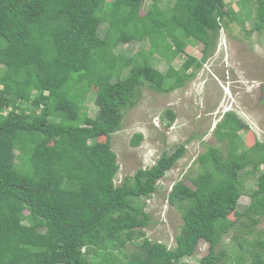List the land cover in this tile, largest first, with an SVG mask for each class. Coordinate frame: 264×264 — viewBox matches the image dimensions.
<instances>
[{
    "label": "trees",
    "instance_id": "16d2710c",
    "mask_svg": "<svg viewBox=\"0 0 264 264\" xmlns=\"http://www.w3.org/2000/svg\"><path fill=\"white\" fill-rule=\"evenodd\" d=\"M164 1L152 0L142 13L145 0H0V264H117L114 251L140 237V250L123 256L126 264H187L183 259L200 241L208 248L196 264H264V230L237 241V249L230 246L234 261L217 249L232 229L251 233L259 218L248 213L264 211L260 172L245 210L229 218L245 192L241 172L264 164V141L242 142L239 130L248 126L235 111L225 112L214 129L227 141L226 154L208 146L197 156L193 186L177 181L169 192L182 219L174 246L145 236L151 217L143 199L185 145L115 182L111 137L141 88L183 87L230 22L246 35L264 29V0H236L238 13L226 0ZM132 40H147L149 47L130 55L115 51ZM196 43L200 59L186 50ZM154 54L169 62L165 72L150 62ZM181 54L185 59L174 68L171 59ZM89 94L96 117L88 113ZM166 114L174 117L170 109ZM142 138L134 134L130 145Z\"/></svg>",
    "mask_w": 264,
    "mask_h": 264
},
{
    "label": "rangeland",
    "instance_id": "374dc122",
    "mask_svg": "<svg viewBox=\"0 0 264 264\" xmlns=\"http://www.w3.org/2000/svg\"><path fill=\"white\" fill-rule=\"evenodd\" d=\"M151 1L145 0L142 13ZM235 1L226 0L238 13L241 10ZM160 3L162 6L167 4L164 0H160ZM254 18L255 13L252 11L251 19L244 23L246 30H250ZM99 34H104V25L100 27ZM151 35L152 31L148 33V36ZM148 43L147 40L120 42L115 51L136 54L140 50H146ZM186 50L200 59L199 44L187 46ZM184 59L185 56L181 54L171 59L170 64L178 68ZM150 62L162 72L169 66V62L157 54L151 56ZM136 101V105L126 111L121 129L111 137L112 149L116 152L119 164L115 182L120 184L124 177L132 176L138 168L151 166L163 151L171 152L176 145H185L184 155L158 180L155 192L143 199L145 210L151 217L150 224L142 229L145 236L151 241L163 242L172 247L182 219L179 209L169 203V192L177 181L193 186L190 179L199 170L197 156L208 146L220 147L222 154H226L227 141L220 140L214 130L226 110L235 111L247 124V129L239 130L245 145L250 146L255 140L264 141V29L253 30L246 35L237 22H230L220 29L210 56L183 87L168 93H158L145 86L139 91ZM19 103L21 106L26 105ZM86 106L89 115L96 117L93 94L88 95ZM167 109L173 112L172 119L166 114ZM136 133H141L143 138L138 146H132L130 140ZM236 140L238 143V139ZM260 172H264V164L259 165L256 170L247 166L241 172L240 180L245 192L238 200L237 209L230 213L231 220L237 218L249 204L248 192L255 187L256 176ZM248 216L259 218L251 233L243 232L242 226L241 229H232L223 234L222 242L217 246L218 250L230 253L229 258L224 255L227 260H235L230 252L231 245L237 249V241L249 240L264 230V211L249 212ZM250 217H243L242 220L248 224ZM141 240L140 237L128 242L119 254L114 251L117 264H126L123 256L139 251ZM207 248V243L200 241L194 255L183 261L196 264L207 252ZM109 262L116 264L112 260Z\"/></svg>",
    "mask_w": 264,
    "mask_h": 264
},
{
    "label": "clouds",
    "instance_id": "9594fccd",
    "mask_svg": "<svg viewBox=\"0 0 264 264\" xmlns=\"http://www.w3.org/2000/svg\"><path fill=\"white\" fill-rule=\"evenodd\" d=\"M229 111V110H226V112Z\"/></svg>",
    "mask_w": 264,
    "mask_h": 264
}]
</instances>
